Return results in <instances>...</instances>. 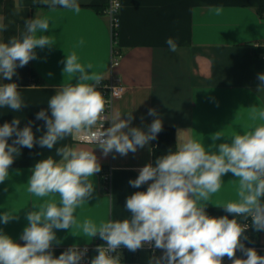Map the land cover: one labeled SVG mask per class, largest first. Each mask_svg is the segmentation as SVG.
<instances>
[{
  "label": "clouds",
  "instance_id": "9594fccd",
  "mask_svg": "<svg viewBox=\"0 0 264 264\" xmlns=\"http://www.w3.org/2000/svg\"><path fill=\"white\" fill-rule=\"evenodd\" d=\"M34 3L80 12L79 0H34ZM210 10L216 14L223 11L220 6ZM2 20L0 32L7 30ZM49 29L48 18L35 16L25 20L21 33L6 42L0 40V81H9L0 83V108L19 112L27 107L17 83L11 81L17 68L38 58L37 48L51 49L56 44L51 35L44 34ZM166 44L169 51L178 50L172 37L167 38ZM62 63L63 75L76 79V83L62 84L56 89L47 102L50 116L48 110L36 114V120L45 122L44 134L39 138L34 135L33 122L20 128L18 117L0 126V184L9 179V169L21 147L55 148V155L60 157L57 160L49 155L32 168L28 191L39 198H50L33 204V210L26 213L28 223L20 236L23 244L0 230V264H81L87 248L73 245L58 257L51 251L54 242L58 243L54 230L73 228L82 233L73 234L77 237L88 240L99 237L105 242L96 247L97 255L89 264H122L118 249L136 252L145 246L162 252L159 257H150L149 264H223L225 257L231 264H264V256L244 244L249 240L246 235L249 228L264 231V111L254 116L262 123L242 133L225 137L217 131L211 134L213 143L207 147L197 139H187L175 151L169 149L154 163L141 167L137 178L128 183L134 188L147 185V189L126 198L125 208L130 213L126 218L99 224L85 219L78 223L76 211L93 198V177L101 172L93 149L99 148L104 157L113 152L122 157L129 152L135 154L157 139L163 131V121L155 108L147 111L154 119L146 131L132 126L135 119L132 111L124 113L125 119L119 113L109 117L105 114L109 101L97 88L103 76L94 72L91 64L79 62L75 51L66 54ZM257 79L259 86L264 87V73L258 74ZM121 91L115 88L112 95L119 96ZM106 121L111 122L107 128ZM12 137L15 139L9 144ZM68 138L76 143L61 144ZM58 144L61 146L57 147ZM84 144L94 147L81 146ZM229 173L238 181L237 198L214 205L234 218L210 216L206 206L221 190L223 177ZM18 213L3 212L0 223L18 220ZM237 217L251 223H240ZM237 251L245 258H238Z\"/></svg>",
  "mask_w": 264,
  "mask_h": 264
},
{
  "label": "crops",
  "instance_id": "0c3cea01",
  "mask_svg": "<svg viewBox=\"0 0 264 264\" xmlns=\"http://www.w3.org/2000/svg\"><path fill=\"white\" fill-rule=\"evenodd\" d=\"M109 1L79 0L80 12L76 13L59 7L50 9L34 0H0V18L7 26L6 31L0 32V40L6 42L18 35L24 30L25 20L36 16L49 19L50 29L44 34L56 42L51 49L37 48L38 58L17 68L11 82L17 83L27 107L19 112L0 108V126L18 117L20 128L33 122L34 135L39 138L44 134L45 122L36 120V114L48 110L47 102L58 87L76 83V79L71 80L62 72V61L73 51L79 62L91 64L92 70L105 80L114 78L126 86L122 96L114 101L112 115L119 113L125 119L124 113L132 111V126L146 131L154 119L147 111L155 108L163 126L175 129L177 146L187 139H197L207 147L213 143L211 134L217 131L230 137L262 123L254 116L264 111V87L259 86L257 79L258 74L264 73V0H120L116 47L122 57L113 69L110 19L103 12ZM217 6L223 9L220 14L210 10ZM169 37L178 45L176 52L169 51ZM48 114L51 115L50 110ZM12 139L15 137L9 139V144ZM220 142L223 141L216 143ZM65 143L73 144L70 138L61 142ZM152 150L150 142L135 154L129 152L122 157L113 152L104 157L99 148H94L101 172L110 175L109 190L104 187L101 172L96 174L93 198L76 211L78 223L91 219L99 224L129 216L126 198L136 191H146L147 185L134 188L128 182L137 178L141 167L153 163ZM49 155L60 159L55 148L21 147L9 169V179L0 184V214L7 210L19 212L18 220L0 223V230L17 243H23L20 236L28 223L26 213L33 210V204L50 198L34 196L27 183L35 163ZM223 181L206 212L232 219L231 214L214 204L235 201L238 181L231 173ZM55 199L58 201L59 196ZM54 231L58 241L51 249L54 257L73 245H93L96 239L77 237L82 234L77 228ZM260 244L256 250H264V231L260 232ZM97 246L91 251V259L97 255ZM117 251L123 262L127 249L121 247ZM136 255L138 264H149L150 257H159L162 252L145 246ZM236 256L239 258L240 254ZM223 264L231 261L225 257Z\"/></svg>",
  "mask_w": 264,
  "mask_h": 264
},
{
  "label": "built area",
  "instance_id": "2783aa9c",
  "mask_svg": "<svg viewBox=\"0 0 264 264\" xmlns=\"http://www.w3.org/2000/svg\"><path fill=\"white\" fill-rule=\"evenodd\" d=\"M121 7V2L120 0H110L108 2V4L106 5V7L103 9L104 14H106L109 19H110V27H111V34H112V60H111V69H113L115 66H117L120 62V59L122 57V52L117 49L116 47V42H117V38H118V29H119V18H118V11ZM264 15V13H263ZM98 90L102 92V94L105 96V98L109 101L108 105L106 106L107 111H106V115H108L109 117L112 116V111H113V104L114 101L119 98L120 96H122V94L124 93V91L126 90V86L119 82L118 80L114 79V78H110V79H103V81L101 82L100 85L97 86ZM117 89L122 90L119 96H113L112 92L113 89ZM110 121H106L104 124V127L107 128L110 126ZM71 142L74 144L76 143L75 141ZM102 178L105 179V184L109 185L110 183V175L109 173H103ZM251 223L250 220L248 221H244L242 219V221L240 223ZM250 230V228L247 230L246 235L248 236V231ZM24 243V241H23ZM22 243V244H23ZM105 242L102 241L101 239H99V237H97L95 239V243L93 245H82V246H78L80 249L83 248H87V255L83 258V260L81 261V264H89L90 260H91V251L94 248L95 245H102ZM244 244L246 247H251V248H255V246H250L246 244V241H244ZM72 247V246H71ZM68 249V248H66ZM66 249H64L63 251H65ZM153 249V248H151ZM256 249V248H255ZM258 249V248H257ZM155 250V249H153ZM240 254L239 258H245L242 256V253L237 251L236 255ZM114 255V253H113ZM122 264H138L137 262H122Z\"/></svg>",
  "mask_w": 264,
  "mask_h": 264
},
{
  "label": "trees",
  "instance_id": "16d2710c",
  "mask_svg": "<svg viewBox=\"0 0 264 264\" xmlns=\"http://www.w3.org/2000/svg\"><path fill=\"white\" fill-rule=\"evenodd\" d=\"M153 142V150H152V162L154 163L155 159L167 152L169 149H172L173 151L176 150L177 143H176V135H175V129L170 126H163V131L158 134V137ZM105 173V171L101 172V176ZM103 183L105 182V179L102 178ZM104 187L109 190V185L104 183ZM232 218H234L232 216ZM238 221L241 222L242 218L237 217ZM248 237L249 240H246V244L250 246H260V232H254L251 228L248 231ZM259 255L264 256V250H261L258 248L256 250ZM63 252V251H62ZM59 254V252H57ZM56 253V254H57ZM54 255V254H53ZM57 257V256H55ZM137 261V255L136 252H130L126 251L125 257L123 262H136Z\"/></svg>",
  "mask_w": 264,
  "mask_h": 264
}]
</instances>
